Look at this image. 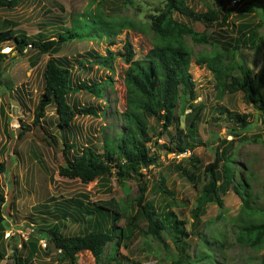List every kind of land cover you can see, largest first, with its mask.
<instances>
[{"label": "rangeland", "instance_id": "rangeland-1", "mask_svg": "<svg viewBox=\"0 0 264 264\" xmlns=\"http://www.w3.org/2000/svg\"><path fill=\"white\" fill-rule=\"evenodd\" d=\"M89 1L31 0L28 1L31 2L29 5L14 11L13 20L17 27L25 29L28 36L32 37L41 33L49 38H53L61 27H70L72 12L82 14L86 9L97 11L99 9L104 12L106 19H127L141 25L139 26L140 30L138 27L131 30L122 29L121 33L113 39L112 44L109 40L90 39V41L73 40L61 47L58 56L69 57L72 60L76 55L79 58L89 50L97 51L102 55L107 54L106 47L114 54L113 69L109 70L111 67L108 66V73L102 74L104 77L110 76L109 79L113 81L112 86L106 87L103 96L106 102L104 106L106 114H102L104 118L85 117L76 121L72 131L75 135L69 136L70 140L76 143V154L86 146H95L101 152L103 137L113 138V130L119 129L122 125L119 115L125 108L123 74L127 65L118 53L124 54L123 47L129 43L135 53L134 59H142L152 45V32L148 30L150 19L158 12H163V8H165V0H100V6L95 3L91 8L88 7ZM231 1H186L188 6L198 13L208 10L219 12L222 9H232L233 12L230 14L227 24L220 28L214 25L206 27L204 23L193 22L177 13L172 14L174 20L185 24L195 32L205 33L210 38V43L203 44L194 43L190 37H185L186 44L192 54L189 69L196 89L197 97L194 103L201 105L203 110L195 128V137L188 139L193 148L190 154L184 157L174 156L160 147L164 143L172 147L171 140L177 130L183 131L185 135L189 134L190 131L184 122V115H181L180 108L182 106L177 105L174 112L175 119L171 127L159 140H156V135L161 126L153 119H149V125L155 131L153 141L147 147L150 153L155 150L160 159L155 166L141 170L143 176L139 182L125 180L119 185L115 180L116 177H111L107 185H101L100 182L97 185L96 182L84 185L79 180L59 177L57 170L63 164L59 149L56 150L54 157L52 149L40 140L41 133L33 128L31 132L17 138V134L23 126L32 125L33 110L41 90L40 68L45 65L48 56L30 50L15 56L18 63L9 64V67L2 74L0 73V103L4 102L8 111L14 109L9 120L13 119L11 126L12 128L16 127L13 128L14 134H10L8 130L4 129L5 137H8V145L4 146L3 154L0 157L5 162L8 172L11 170L12 173L11 175L7 173V178L3 176L0 178V190L6 194V203L2 205L5 222L0 233H3V238L7 231H11L13 234L12 238H4L8 241L6 249L9 255L4 253L5 259H3L6 264H12V249L14 247L17 248L19 258L25 257L28 250L26 244L33 241H36L38 245L36 260L34 258L36 263L33 262V264H56L57 254L53 262L46 261L47 256L42 251L49 247H47L45 239L38 238L37 231L39 229L58 222L57 224H62L61 229L64 235L83 234L89 231L90 224L87 217L81 219L77 216L80 219L76 221L72 211L69 210L70 208H65L66 203L73 206L80 201L87 204L113 198L125 204L132 202L138 196L137 186L139 184L141 187H145L144 205L152 206L155 215L160 214L164 205L159 190L160 179L165 181L167 189L175 195V200H169L172 201V204L168 211L182 223L179 228L186 232V239L190 244L187 253L195 255V258H198L200 252L205 254L204 260L194 264H264V243L253 250L248 243H242L239 239L240 226H245L252 220L258 221L260 217L264 218V115L248 105L240 91L219 94L207 64L198 65L195 61L197 57L212 53L214 47L219 51L224 47H226L225 50L232 51L233 41L244 35L246 36L245 40L248 38V42L237 49L234 58L241 62L243 60L253 71H256L264 63V0H241L235 6L231 5ZM250 8L252 12L247 11ZM1 10L4 11L1 13L4 16L13 18V13L11 12L10 15V10L6 8ZM75 18L84 19L83 16ZM38 24L44 25L36 29ZM251 35L254 36V40H250ZM11 42L13 41H7L1 45L6 47ZM27 62H31L33 69L31 87L27 88L30 91L29 103L27 98L20 95V89H18L19 83H23L27 76L25 71ZM229 62L230 60L225 57L222 65ZM12 68L17 71L16 77L13 75ZM8 69L9 71L6 72ZM95 71H99V68L92 70L89 74ZM237 74L234 72L232 76L237 77ZM219 107L246 115L248 126L243 129L240 128L239 123L226 120L225 115L217 114ZM182 108L185 114L189 112L186 106ZM15 111H18L16 115ZM42 125L61 145L63 137L57 134L53 107L50 106L46 109ZM217 149H226L227 151L224 159L221 160V165L227 171L228 177L232 176V181L229 186L225 187L226 193L222 197V207L219 208L215 203H211L200 215L198 222L193 221L190 210L195 207L197 191L206 183L207 179L204 176V167L213 162ZM10 151L13 155L8 157ZM191 157L199 161L196 163L198 168L195 172L198 190H195L183 178L184 176H180L176 169L178 163L184 166L188 165ZM222 170L219 172L222 173ZM241 180H245L249 184L244 190L240 186ZM106 186L110 187V192L105 190ZM236 188L240 189L243 196L246 192V197L238 195ZM14 190L19 191L17 197L20 201L17 202V205L11 204V200L14 202L16 200L12 196ZM248 205L252 209L250 214L240 217L241 210ZM67 212H70V217H66ZM116 225L122 226L123 223L119 221ZM144 226L145 224L142 222L139 224L141 229H144ZM19 231L24 232V237ZM111 250V243H109L105 247L101 264H115L110 259ZM51 251L54 252V250ZM79 254L78 264H94V259L89 252ZM118 257L120 259L118 264H171L173 260L177 259V253L171 234H167L165 231L158 240L144 239L137 235L133 238V242L128 244V247L121 244L118 248ZM57 264L70 263L67 260H58Z\"/></svg>", "mask_w": 264, "mask_h": 264}, {"label": "trees", "instance_id": "trees-1", "mask_svg": "<svg viewBox=\"0 0 264 264\" xmlns=\"http://www.w3.org/2000/svg\"><path fill=\"white\" fill-rule=\"evenodd\" d=\"M18 1L0 0V8H15ZM186 1L165 0L163 12H158L151 17L148 30L152 32V45L142 59H134L135 53L129 43L123 47L124 54L118 53L127 65L123 74L125 108L119 115L122 125L119 129L113 130V138L103 137L101 152L95 146H86L76 154V143L70 140L69 136L75 135L72 131L77 120L85 117L101 118L102 114H106V107H104L106 102L103 96L106 87L112 86L113 81L109 79L110 76H101L98 79L86 76L94 70L95 66L103 70V74H107L108 66L111 67L109 70L113 69L114 54L108 47H106L107 54L102 55L97 51L89 50L84 55L81 54L79 58L76 55L73 60L58 56V53L64 44L73 40H109L112 44L113 39L121 33L122 29L131 30L141 25L127 19H106L104 12L99 9L98 11L86 9L82 14L72 12L70 27H61L53 38L41 33L30 37L24 32L16 34L11 30L0 32V45L12 40L14 50L18 54H23L24 49L30 45L28 51L34 50L40 55L48 56L42 72V93L33 110L32 125L23 126L17 138L31 132L33 128L41 133L40 140L52 149L54 157L56 150L59 149L63 164L58 167L57 174L61 178L79 180L84 185L92 182H96V185L99 182L101 185H107L111 177H116L115 180L119 185L125 180L139 182L143 176L141 170L155 166L160 159L155 150L150 153L147 147L152 143L155 131L149 125V119H153L161 126L156 135V140H159L171 127L175 119V109L180 104L189 109V112L185 114L184 109L180 108L190 132L185 135L183 131L177 130L171 140L173 146L170 147L169 144L164 143L160 147L174 156L186 151L191 152L193 145L188 139L195 137V128L201 118L203 107L194 103L197 97L196 89L189 69L192 54L185 37H190L194 43L203 44L210 43V38L205 33L195 32L192 28L174 20L172 14L177 13L193 22L204 23L206 27L214 25L220 28L227 24L233 11L222 9L223 11L219 12L208 10L198 13L188 6ZM95 3L100 6V0H90L88 7L91 8ZM247 11L252 12V9ZM76 16H83L84 19H76ZM245 37L241 35L233 41L232 51L225 50L226 47L222 49L224 51H219L212 46L214 47L212 53L197 57L195 61L198 65L207 64L219 94L240 91L248 105L264 115V63L253 71L243 60L241 62L234 58L237 49L248 42V38L245 40ZM250 40H254V36L251 35ZM225 57L230 62L223 66ZM234 72L238 73L237 77L232 76ZM50 106L53 107L55 114L57 134L63 137L61 145L42 125L46 109ZM217 114L225 115L228 121L239 123L240 128L245 129L248 126L246 115L230 112L225 107L217 108ZM237 136L235 137L238 138ZM154 144L156 145L157 141ZM226 154V149L215 151L213 162L204 167V176L207 179L199 190L195 174L198 168L196 163L199 161L191 157L188 165L184 166L180 163L176 165L180 176H184L183 178L195 190H198L195 207L190 210L193 221L198 222L200 215L211 203H215L219 208L223 205L222 197L226 193L225 187L232 181V176L229 178L227 171L221 165V160ZM43 169L46 170L45 167ZM6 170L5 162L0 161V176L5 174ZM220 170L223 172L220 173ZM159 185L164 205L158 215H155L152 206L144 205L145 187L138 184V196L132 202L125 204L113 198L87 204L80 201L73 206L66 203L65 208H70L76 221L87 217L90 229L86 233L64 235L61 229L62 224L59 223L61 224L59 225L57 222L52 226L39 229L37 236L47 242L49 249H45L46 253L54 250L58 258L62 257L70 264H77V255L82 252H89L94 259V264H101L105 247L111 243L110 259L118 264L120 262L118 248L121 244L128 247L137 235L144 239L158 240L166 231L167 234H171L177 253V259L171 264H194L204 260L203 252L198 254V258L187 253L190 244L186 239V232L179 228L182 223L168 211L172 204L169 200H175V195L167 189L163 179H160ZM247 185H249L247 181L241 180L242 190ZM105 190L110 192L111 189L106 186ZM236 192L241 197H246V192L243 196L239 188H236ZM5 203V196L0 190V231L5 222L2 210V205ZM249 207L248 205L241 210L240 217L250 214L252 209ZM67 216L70 217V212H67ZM119 221L123 223L122 226L116 225ZM141 222L145 224L144 229L139 227ZM239 231L241 233L239 239L242 243H248L253 250L256 249L264 243V218L260 217L258 221L252 220L249 224L240 226ZM26 245L28 250L25 257L19 258L17 248L12 249V264H33L38 250L37 242H29ZM4 257V252L0 251V261L5 259Z\"/></svg>", "mask_w": 264, "mask_h": 264}, {"label": "crops", "instance_id": "crops-1", "mask_svg": "<svg viewBox=\"0 0 264 264\" xmlns=\"http://www.w3.org/2000/svg\"><path fill=\"white\" fill-rule=\"evenodd\" d=\"M28 1H31V0H19L18 1V5L15 7V8H12V9H8V10H10V15H11V12L13 13V18L12 17H6V16H4L3 14H1L2 12H4V11H2L1 9H5V8H0V32H5V31H8V30H11V31H14L15 32V34L16 33H19V32H24L25 33V29L24 28H20V26H16L15 25V21H13L14 20V11L15 10H19V9H22L25 5H29V3H31V2H28ZM7 9V8H6ZM28 16V15H27ZM26 16V17H27ZM28 18V17H27ZM28 20V19H27ZM14 22V23H13ZM28 23H29V20H28ZM48 24V23H47ZM14 25H15V27H14ZM23 25H25V24H23ZM44 24H38V25H36L37 27H35L36 29H38L39 27H41V26H43ZM26 34V33H25ZM27 35V34H26ZM28 36V35H27ZM8 46L7 47H11V48H14L13 46H14V44H13V42H11L10 44H7ZM1 47H2V45H0V50H1ZM15 54V55H14ZM24 54V53H23ZM0 55H2L1 56V60H0V62H1V65H0V73L2 74L3 72H4V70L5 69H7L8 67H9V64H15V63H18L17 62V60H15L17 57H15V56H18V55H20V54H18L17 53V51H15V50H13V52L12 53H10V54H8V55H5V54H1L0 53ZM12 58V60H10ZM20 63H22V62H20ZM28 64H27V66H26V64H25V67L27 68L25 71L27 72V76H25V78H24V82L22 83V82H20L19 84H20V86H19V88L18 89H20V95L22 96V97H25V98H27L28 99V103L30 102V91H28V89L31 87L30 85H31V80H32V75H33V69H32V66H31V62H27ZM46 63V62H45ZM99 67L98 66H95L94 67V69L95 70H97ZM43 69H44V65L40 68V75H41V77H40V80H41V90H40V92H39V96H40V94L42 93V72H43ZM12 70V72L14 73L13 75L16 77L17 76V71H16V69L14 68H12L11 69ZM38 70V69H37ZM9 71V69L6 71V72H8ZM24 71V72H25ZM103 74V70H101L100 68H99V71L97 72V71H95V72H93V73H91V74H88L86 77L87 78H93V79H98L99 77H101V76H103L102 75ZM35 76H37V74H35ZM104 77V76H103ZM22 83V84H21ZM28 88V89H27ZM27 93V94H26ZM3 101H4V99H3ZM5 101H7V99H5ZM8 102V101H7ZM5 103L4 102H2V103H0V130H1V132H0V157H1V155L3 154V149H4V146H7L8 145V141H7V137H5V131H4V129H6V130H8L9 131V133L10 134H14V130H13V128H12V126H11V124H13V119H11V120H9V118H11V116H12V112L14 111V109H11V111H8V109H7V107L4 105ZM16 113H15V115L17 114V112L18 111H15ZM101 118H104L103 116H101ZM15 120V119H14ZM10 123V124H9ZM5 125H6V127H5ZM9 139H10V136H9ZM12 139H13V136H12ZM13 155V153H12V151H10V152H8V157L10 156H12ZM0 161H2L1 159H0ZM7 173H9L10 175L12 174L11 173V170L8 172V170H6V173L5 174H3V175H1L0 176V178L3 176L4 178H7ZM20 188V187H19ZM12 192V191H11ZM18 192L19 191H15L14 190V192H13V195L12 196H14V198H16V200H15V202L14 201H12L11 200V204H16L17 205V202H19L20 201V199L17 197V194H18ZM4 196H6V194H4ZM19 196H20V194H19ZM2 210H3V208H2ZM7 240H5L4 238H3V233H0V251H3L4 253H6V255L8 254V250L6 249V246H7ZM5 248H4V247ZM43 253H45V255L47 256V258H46V261L48 260V261H50V262H53V260H54V258L55 257H57V253H56V251H54V252H52L51 250H49V251H47V253L45 252V250L44 251H42ZM50 252V253H49ZM9 255V254H8ZM79 255L80 254H78L77 255V264H78V262H79V260H80V257H79ZM36 257H37V255H36ZM58 259H60L61 261H64L63 260V258L62 257H59ZM58 259H57V261H56V264L58 263ZM35 260H36V258H35ZM35 260L33 261V262H35ZM6 261V260H5ZM36 263V262H35ZM0 264H6V262H4L3 260L2 261H0Z\"/></svg>", "mask_w": 264, "mask_h": 264}, {"label": "built area", "instance_id": "built-area-1", "mask_svg": "<svg viewBox=\"0 0 264 264\" xmlns=\"http://www.w3.org/2000/svg\"><path fill=\"white\" fill-rule=\"evenodd\" d=\"M241 0H232L231 1V5L232 6H234V5H236L237 3H239ZM30 45H28L25 49H24V53H26L29 49H30ZM13 50V48H11V47H2L1 48V50H0V53L1 54H5V55H7V54H9L11 51ZM13 128H16L15 126L13 127ZM190 153L189 152H186V153H184V154H182L181 156H187V155H189ZM20 232V231H19ZM21 233V235H22V237H24V232L22 233V232H20ZM13 237V234L11 233V231H7V232H5V234H4V238H6V239H8V238H12Z\"/></svg>", "mask_w": 264, "mask_h": 264}, {"label": "clouds", "instance_id": "clouds-1", "mask_svg": "<svg viewBox=\"0 0 264 264\" xmlns=\"http://www.w3.org/2000/svg\"><path fill=\"white\" fill-rule=\"evenodd\" d=\"M186 152H189V151H186ZM186 152H185V153H186ZM189 153H190V152H189ZM183 154H184V153H183ZM181 155H182V154H181ZM181 155H178V156H181ZM178 156H177V157H178ZM187 156H188V155H187ZM182 157H184V156H182Z\"/></svg>", "mask_w": 264, "mask_h": 264}]
</instances>
